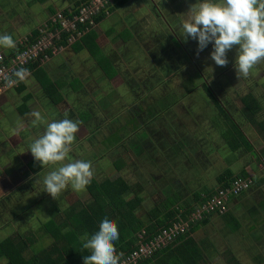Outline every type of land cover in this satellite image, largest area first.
<instances>
[{"label":"crops","instance_id":"0c3cea01","mask_svg":"<svg viewBox=\"0 0 264 264\" xmlns=\"http://www.w3.org/2000/svg\"><path fill=\"white\" fill-rule=\"evenodd\" d=\"M42 1L43 4L47 1L48 7L55 4L51 0ZM197 2L202 0H127L121 9L101 21L91 32L97 48L94 57L86 50L87 47L91 48V40L78 43L79 45L65 50L46 64L37 78L30 76L25 79L21 85L24 88L22 92H10L0 99V235L7 229L9 230L7 238L13 234H26L29 230L22 232L26 227L30 229L34 227L32 220L35 215L31 212L34 209L45 213V219L39 222L38 227H41L56 215L55 212H61L72 204L83 203L79 196L72 194L71 187L65 190L69 194L66 196L63 191L58 200L42 191V179L49 168H42L40 163L35 161L28 146L43 134L46 125H34L35 117L32 113L39 112L48 122L60 120L56 118L59 111L62 114H60L61 119H73L72 114H74L76 121L80 119L83 122L88 121L84 116L88 110L84 93L88 91V88L105 85L106 81L111 83L120 75H122L121 85L126 88L125 78L131 76L128 63L123 66L117 64L118 66H113L114 71L108 73V77L104 78L102 72L100 73L105 80L102 83L96 76L99 71L97 63L104 57H108L110 62L127 60L131 57V52L139 46L144 48L141 52L143 58H139L140 54H136L135 51L133 60L150 59L152 65L158 68L155 76L160 80L168 73L169 65L165 57L170 60L176 59L180 66H183L185 62L191 65L190 57L195 55L194 46L198 45V40L189 37L185 41L181 36L179 25L186 17L189 8ZM67 6L68 4L62 11L71 8ZM53 14L55 11L46 14L43 21L36 24L29 21L28 29L13 40L29 36L40 25L46 23ZM103 22H106L103 26L106 24L109 26L106 25V28L102 29ZM8 32L9 30L5 31V34H9ZM181 39L184 43L182 46H180ZM168 46H171V50ZM211 47L213 44L209 43L204 50L200 51L201 63H204L206 57L208 58L205 64L206 69H199L202 75H197L201 78L200 81L202 80V83L197 82L200 84L199 87L196 86L198 88L188 91L185 97L175 99L176 103L169 102L167 96H162L160 103H156L150 109L155 111L154 117H148L149 111L146 112L148 126L144 132L130 135L131 143L142 145L144 142L145 144L142 161L144 175H139L141 161L138 160L137 150L134 152L130 149L131 152L127 156L123 159L119 158L118 169L115 170L118 173L120 170L127 172V176H119L121 179L119 181L132 187L133 194L129 197L135 195L134 188H146L147 198L156 200L160 197L161 200H165V203L163 201L154 205L143 199L139 208L141 212L143 210L149 212L148 209H151L153 205V207L161 208L170 205V210L172 208L173 210L176 208L192 210L196 203V194L202 195L206 190L216 189L219 177L225 171H229L234 176L245 172L246 179L251 181L249 189L230 200L228 211L223 216H211L208 221L195 229L190 237L203 254L202 264L208 261L206 257L211 253L220 254L216 257L217 264L222 263L221 259L226 261L225 264H264V132L262 133L256 126L264 124V63L254 67V72L251 71L248 78L239 79L234 67L238 46L228 51L227 56L232 61L223 67L217 66L210 58ZM190 48L191 51H189ZM7 49H0V52ZM118 51H120L119 54L116 53ZM116 58L119 60L117 61ZM106 67L103 66V70ZM175 77L179 80L178 74ZM149 78L147 84L154 82V77L149 76ZM49 83L56 86L54 87L57 92L55 102L51 101L43 91V86ZM165 84L166 80H163L161 83L156 82L154 87L167 91L168 97L170 94H178V91L173 88L167 90ZM205 87L211 91L219 105L207 96ZM231 94H234L237 100L230 97L231 101L228 102L225 98ZM247 96L252 97L258 105V112L252 119L245 112L242 104V99ZM41 97L45 100H40ZM161 102L165 106L159 109ZM63 104L70 109H64ZM228 105L229 109H227ZM107 108L108 106L105 107ZM160 110L161 114H159ZM156 114L163 117L159 119ZM217 117H219L218 120ZM124 125L125 128L129 127L127 122ZM233 128L237 130V134L233 132ZM83 135V130H80L76 134L77 139L71 145L69 156L73 160H83L81 149L88 141V138ZM106 137L110 136L106 135ZM26 139L27 141H24ZM96 140L110 144L113 138L97 137ZM217 140H220L222 144L217 145ZM244 140L248 146L241 144L240 141ZM118 141L120 140L114 143ZM222 147L235 157L241 169L235 172L229 169H215V163L224 160L217 153V150ZM183 170L184 173L181 175ZM111 173L114 174L112 169H105L96 176L93 175L92 181L96 183L109 181L106 176ZM164 179L170 184H163L165 191L161 194L160 185ZM38 180L40 182H36ZM184 184H198L199 187L196 189L191 185L192 188H187L182 186ZM153 188L155 191L152 190ZM167 188L172 190L169 191ZM83 191L88 195L85 189ZM157 193L159 196H156ZM72 197L73 202H65V198ZM5 238L2 237L0 243L5 241ZM183 243L185 242H178L176 247ZM0 260L4 261V259Z\"/></svg>","mask_w":264,"mask_h":264},{"label":"trees","instance_id":"16d2710c","mask_svg":"<svg viewBox=\"0 0 264 264\" xmlns=\"http://www.w3.org/2000/svg\"><path fill=\"white\" fill-rule=\"evenodd\" d=\"M85 1L87 0H81L76 5ZM126 3L127 0H118L111 9V14L113 15L115 11L121 9ZM101 21L103 19L98 18L95 22L100 23ZM88 35L78 43H86V41L91 40V48L85 46L87 47L86 50L89 53L91 52L94 57L97 53V48L94 44L95 38L91 33L90 38ZM78 43L72 47L79 45ZM30 68L34 71L33 76L37 78L41 70L37 66ZM54 87L56 86L49 83L43 86V91L51 101L55 102L57 92ZM23 90L24 88L20 85L16 92L20 93ZM204 90L207 96L219 105L211 91L207 87ZM242 104L245 112L252 119L258 112L257 103L252 97L247 96L242 99ZM256 126L262 133L264 132V124ZM232 130L237 134V130L234 128ZM240 142L242 145H247L245 140ZM246 177L245 172L234 176L229 171H225L219 177L217 184L227 188L234 179H246ZM85 190L88 193V200L83 203L72 204L61 212L56 209V215L39 227L38 231L49 238V245L44 247L40 245L42 249L40 248L41 250L39 251L34 249L40 237L39 232L37 233V240L32 233L27 235L13 234L0 243V259H4L5 264H84V256L90 253L82 248L80 237L85 233L90 236L98 231L99 224L105 216L114 220L118 226L120 235L119 239L114 242L117 254H122L121 258L127 257L136 248V236L138 233L141 231H146L148 234L154 233L159 228L165 227L170 220L178 215L182 218L188 217L190 215L189 211L198 207L201 202L206 200V196L208 198L214 192V189H211L204 191V194L201 193L202 195L196 194V203L192 210L189 209L187 211L180 208L175 210L172 208L170 210V205H167L164 208L151 206V209H148L149 212H144V210L141 212L139 208L143 197L141 199L140 189H137L133 197H129L130 194H133L132 187L122 181L96 183L91 180ZM224 213H211L202 220L195 221L189 233L181 236L172 246L156 252L150 259L144 260L139 264H202L204 262L202 259L203 254L196 247L190 236L195 229L208 221L211 216H223ZM180 241L185 243L176 247Z\"/></svg>","mask_w":264,"mask_h":264},{"label":"clouds","instance_id":"9594fccd","mask_svg":"<svg viewBox=\"0 0 264 264\" xmlns=\"http://www.w3.org/2000/svg\"><path fill=\"white\" fill-rule=\"evenodd\" d=\"M179 29L185 41L189 37L198 40L197 55L212 43L210 58L217 66H227L228 51L238 46L234 67L239 79L248 78L254 67L264 63V0H202L189 8ZM14 46L11 35L0 34V47ZM32 115L34 125H46L43 134L28 146L35 161L49 168L42 179V191L58 200L69 187L84 190L94 175L92 163L69 156L80 122L68 118L48 122L39 112ZM119 235L116 222L107 216L98 231L82 235L81 246L90 253L84 256V264H119L122 254H117L114 244Z\"/></svg>","mask_w":264,"mask_h":264},{"label":"rangeland","instance_id":"374dc122","mask_svg":"<svg viewBox=\"0 0 264 264\" xmlns=\"http://www.w3.org/2000/svg\"><path fill=\"white\" fill-rule=\"evenodd\" d=\"M51 1L55 2V4H52L54 5L52 7H48L49 3H47V1L46 2L44 1L45 3L43 4L42 0H0V34H5V31L9 30L8 32L9 35H11L14 38L17 35L23 33L25 29H28L27 24L29 21H33L35 24L39 23L43 21L46 14L52 13L53 11H55V14L58 12H62V9L67 4H68L67 8H69V7L74 6V4L77 3L79 0H51ZM62 4H66V5H62ZM130 4H131V1H130ZM128 5H129V2H128ZM52 16L49 18V20L52 18ZM49 20L46 23H43L42 25H40L37 29L46 25L49 22ZM106 22H103L101 27ZM5 24L7 26H5ZM106 25L103 26L102 29L106 28ZM108 26L109 24L107 25V27ZM162 42L164 41L162 40ZM106 47L108 48V46ZM0 49H3V47H0ZM168 49L171 50V46H168ZM194 50H195L194 51L195 55H191L190 57L191 65H189L188 62H185L183 66H180L179 63L176 61V59L173 58L174 60L173 59L170 60L169 58L167 59L165 57V60H167L169 68H167L168 70L167 75L164 76V78L162 77L161 80L155 76L157 72L156 69L158 68L152 65L153 63L150 61V59L148 60L141 59L137 61L133 60L135 51H136V54H140L139 58L140 57L143 58L141 56V52L144 51V48L142 46H139L136 49H134L131 52V55H130L131 57H129L127 60H124L122 62L118 61L119 58H116L118 62H110L109 61L110 59L108 57H104L103 60L97 63L99 71L96 74V76L98 77L99 81L104 83L105 80L103 79V77L104 78L108 77V73L113 72L114 71L113 66H116L117 64H120V66H123V64L128 63L127 66L131 69V73H130L131 76L125 78L126 84L124 85H127L126 88H123L120 82V80L122 79V75H120L119 78L112 80L111 83H108V81H106L105 85L100 84L102 86L97 85L95 86V88L93 87L92 89L88 88V91L84 93L85 101L87 103L86 109L89 110V111L86 110L84 116L88 121L83 122L81 119L79 121L81 125L80 130L81 131L83 130V134H84L83 136L87 137L88 138L87 140L89 141V139L91 140L95 137L96 138L104 137V139H110L111 137L115 139L116 138L115 136L122 135L120 142L122 143V141L124 140L123 142L125 143L127 139L129 142L131 141L130 135H138L140 133H143L144 129H146L148 126V124L146 123V120L148 119L146 112L148 110L150 111V109L154 107L156 103H160L162 96H165V97L167 96V99L169 102L176 103L175 99H178V97L180 99L182 96L185 97L188 91H192L199 87L200 84L197 82H199L201 78H198L197 76L198 74L196 75L195 71L196 69L198 70L199 68L206 69L205 64H207L208 57L204 59L203 61L204 63H201L200 51H199V54L197 55L198 45L195 44ZM213 50H214L213 47H211V50L209 51V53L212 52ZM189 51H191V48L189 49ZM119 52L120 51L116 53L119 54ZM227 57H228V62L232 61L231 59H229V56ZM131 58L133 61L130 60ZM211 64H212V61H211ZM103 66H107L105 70H103ZM229 66H231V64ZM117 68L119 69V67ZM254 70L255 69L253 68L251 71L254 72ZM101 72L103 74L102 75L103 77L100 76ZM176 74H178L179 80L176 79L175 77ZM149 76L154 77L155 84L153 81L151 82V84H147V80L150 79ZM163 80H166L165 85L167 87V90L168 88H173V90L178 91L177 92L178 94H170L168 97V95H166L167 91L163 89H156L154 87L156 86V82L161 83ZM183 90L185 91L184 93L182 92ZM175 91H171V92L175 93ZM230 97L233 98V100L236 99L234 94H231L225 99L228 102H230L231 101ZM40 100H45V99L44 97H41ZM107 106L108 108L105 109V107ZM164 106L165 105L163 104V102H161V104L159 105V109L160 107L163 108ZM63 107L64 109H67V110L70 109V108H66L64 104H63ZM227 109H229V105L227 106ZM57 113H58V117L55 114H52V116H56L57 119H61L60 117L61 112L59 111ZM72 115H73L72 120L76 121L74 114ZM157 117L161 119L163 115L158 114ZM218 119L219 117H217V120ZM0 120H1V116H0ZM215 120H213V122H215ZM125 122L130 123L129 127L125 129L126 135H128V137L126 138H125L124 131H119L120 128L121 130H122V127L125 128V125H124ZM107 133H110V134H107ZM106 135L110 137L107 138ZM24 141H27V139ZM216 144L219 145V144H222V142L220 140L219 141L217 140ZM223 148L224 147L217 150V153L220 156H222L224 160H222L219 163L218 162L215 163V166H216L215 169H229L230 171H234V172L238 169H241L240 163L236 161L235 157L230 152H228L227 150L228 147L227 149H224L225 151L223 150ZM120 155L122 159L124 156H126V154H124L122 150L120 151ZM91 157L92 156H89L86 161H90ZM94 168L95 167L92 166V169L94 170V173H95L98 169H94ZM122 172H123L122 174L123 176H127V172L125 170ZM183 173H184V170L181 172V175ZM140 174L144 175V169L139 170V175ZM106 177L109 178L108 175ZM164 183L166 185L170 184L169 182H165V179H164V182H162L160 185L161 194L165 191ZM191 185H193V187H196V189H198L199 187L198 184L196 185L195 184H189V185L184 184L182 186H186L187 188H192ZM167 189L169 191L172 190V188H167ZM145 190L146 188L142 190V195L146 194ZM152 190L155 191L154 188ZM179 191H182V189H179ZM64 193L66 194V196L69 194V193L67 194L65 190H64ZM72 194L75 196H79L80 200L83 202L88 200V195L84 194L83 190L82 191L72 190ZM156 196H159V193H157ZM25 201L28 202V200H25ZM73 201H74L73 197L67 198V199L65 198V202H73ZM31 212L35 215L34 219L32 220V226L34 227H32L31 229L29 227H26L25 231H22V232L25 233L26 230H29L28 232H26V234H24V235H27V234L32 233V230H34L32 234L35 236V239L37 240V236H38L37 233L39 231L36 230V228L39 229L38 227L39 222H41V219L42 221L45 219V213L42 211H35V209L32 210ZM17 225L19 226L18 222H17ZM8 231L9 230L7 229L6 232L3 231L1 233L0 241L2 240V237L7 238ZM39 236L41 238L40 237L38 238L39 242L37 241L36 242L37 245L34 246V249L38 251L42 249L40 245L44 247L50 244V240L47 236H43L40 232H39ZM216 242H218V239H216ZM219 255H220L219 253L215 255L211 253L210 255L206 257L208 261H206L205 264H217L218 259L216 257H218ZM4 262L5 261L0 260V264H4ZM221 262H222L221 264H225L226 261L221 259Z\"/></svg>","mask_w":264,"mask_h":264},{"label":"built area","instance_id":"2783aa9c","mask_svg":"<svg viewBox=\"0 0 264 264\" xmlns=\"http://www.w3.org/2000/svg\"><path fill=\"white\" fill-rule=\"evenodd\" d=\"M118 0H87L52 16L49 22L36 29L29 36L14 41L15 46L0 52V99L15 92L25 79L33 77L30 68L40 70L51 60L62 54L99 24L98 18H109L111 9ZM17 73H21L18 76ZM251 185L249 179L236 178L227 187L218 185L211 196L190 212L186 218L179 215L165 227L148 234L141 231L136 236V248L127 257L120 258L119 264H139L150 259L156 252L172 246L181 236L190 232L192 224L211 213L227 211L230 200L246 192Z\"/></svg>","mask_w":264,"mask_h":264},{"label":"flooded vegetation","instance_id":"af4514ba","mask_svg":"<svg viewBox=\"0 0 264 264\" xmlns=\"http://www.w3.org/2000/svg\"><path fill=\"white\" fill-rule=\"evenodd\" d=\"M178 42H180V41H178ZM182 43H183V40L181 39V45L180 46H182ZM199 69H201V68H199ZM199 69L198 70L196 69L195 72H196V75L198 74V76H201L202 74H201ZM161 113H162V111L160 110L159 114H161ZM154 115H155V111L150 110L148 113V117L149 116L154 117ZM125 129L126 128L122 127V130L120 128L119 131H124V134L126 136V130ZM115 137L116 138L113 139L112 143H110V144L102 143V142L96 140V137L91 139V140L89 139V141H87L85 146L83 145L82 149H81V155H82L83 160L86 161L89 156H92L91 160H90L92 163V166L95 167L94 169H98L94 173V176H96V174H98L99 172H101L105 169H112V171H114L113 175H112V173L108 175V176H110L107 179L109 181L121 180V179H119V176H121L123 174V172L120 170V172L118 173L115 170V169H118L117 163L119 162V158H121V155H120L121 150L124 152V154H126V156L131 152L130 149L133 150L134 152H136V150H137L138 151V160L141 161V165H139V169H144L143 162H142L144 159V153H145L144 142L142 143V145H140V144L135 143V142L131 143L127 139L125 141V143L123 142L124 140L122 141V143L120 141H118L117 143H114L115 141L120 140L122 135H119V136L117 135ZM90 148H93V149L91 150ZM133 151H132V153H133ZM134 189H136V191H137V189H143V188H134ZM140 193H141V199H142V196H144L143 199H146L148 203H154V205H157L160 202L163 203V201H165L164 199L161 200L160 197H158L156 200H154L152 198H147L146 194L142 195V191Z\"/></svg>","mask_w":264,"mask_h":264}]
</instances>
